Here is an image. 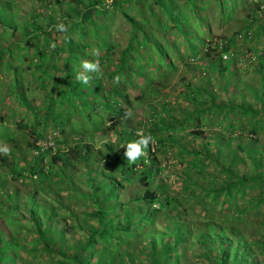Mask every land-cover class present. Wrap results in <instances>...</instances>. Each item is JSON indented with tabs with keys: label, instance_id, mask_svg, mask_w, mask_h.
<instances>
[{
	"label": "trees",
	"instance_id": "1",
	"mask_svg": "<svg viewBox=\"0 0 264 264\" xmlns=\"http://www.w3.org/2000/svg\"><path fill=\"white\" fill-rule=\"evenodd\" d=\"M129 1L117 0L110 5L113 8ZM215 1L219 5L220 12L223 13V7L228 6L230 13L235 0ZM238 1L242 4L246 2V0ZM66 2L67 0H53V4L58 5L56 14L51 12L42 16L30 10L32 12L22 21H15L10 2L0 0V26L8 28L10 31L7 35L11 37L9 42L0 46V64L9 68L12 75L9 93L14 94L18 102L25 105L35 116L34 124L30 127L35 136L34 143L44 136L43 131L39 132L36 127L38 109L34 110L29 103L23 102L24 98L19 93L16 80L15 66L18 65L12 63L13 58L19 56L21 41L33 43L28 53V61L33 59L32 65L35 66V63L41 62L40 66L35 67L33 74L31 73L34 79L31 83L40 88H47L48 96L44 104L43 117L50 120L56 131L58 129L64 133L63 117L69 107L81 112L100 109L109 120L107 129H111L119 127L113 117H124L131 107L130 92L124 88L128 86L131 92L136 89V82L131 76L135 75L133 74L135 60H140L137 53L144 50L148 51L149 55V51L152 50L155 64L163 67V76H166L174 65L172 55L180 56L176 51L178 46L176 39L181 38L184 32L179 24V20L186 16L183 11L196 2L201 4L200 0H151L157 6L156 13L154 14L155 9H152L150 4H146L145 12L148 16L142 14L139 19L131 18L121 11L133 26L132 33L119 54L114 57L113 68L105 71L104 68L110 60L109 55L113 52L116 42L104 39L105 36L96 32V28L100 26L97 23L100 24L102 20L107 23L106 11L110 9H107L108 6L103 0H74L72 4L68 3L69 6L65 4ZM194 12L198 15L196 9ZM255 12H257L256 8L252 10L250 17H255ZM149 16L151 18H148ZM61 23L68 31H60L61 38L55 41L53 33L55 34V31L59 33L56 25ZM260 24L264 25V22ZM107 29L108 27L106 32ZM245 29L247 26L244 27ZM155 31L160 33L159 37ZM142 34L146 40L145 45L139 43ZM53 44L55 48L51 47ZM232 44L231 36L220 46L217 42L204 40L200 48L202 55L198 56L196 43L187 48L188 56L196 59L204 58L199 65L211 73L223 75L226 72L227 74L231 61L237 55ZM99 46L103 47L102 54L92 55ZM171 47L173 49H170ZM131 51H135L136 55L131 56ZM221 53H226L227 58H222ZM248 58L251 62L257 60V68H255L258 71L260 84L256 97L261 108L254 110L243 102L234 105L230 101H225V105L209 106L206 104V99L202 98V92L206 93L205 88L200 84L194 86L188 82L182 88L185 100L191 103L199 102L196 108L186 112L179 122L187 118L198 121L199 114L210 110L209 107L217 108L218 112L226 109L227 113L249 115L250 118L258 116L259 112L264 113V56L249 55ZM2 59H4L3 63ZM77 59L79 63L76 66ZM55 60L61 61L60 68L54 63ZM82 61L98 62L101 69L100 73H85L89 77L88 83L78 79L80 73L76 70L77 68L84 70L81 67ZM141 62L144 64L143 61ZM42 63L51 65L53 77L49 82H45L41 75ZM144 67L147 68L146 65ZM146 68L143 75L139 73L137 77L145 82V86L148 85L147 92L152 94L156 91V87L150 85L149 81L147 84L146 82L149 78L155 79V74L153 76V71H148ZM56 75L59 77H55ZM117 75L121 77L118 84L113 79ZM207 96L214 98L211 94ZM120 102H123V107ZM55 104L58 110H55ZM167 110L169 109L166 106L157 109L150 107L149 115L152 121L142 135H153L161 131L163 126L160 125L166 122L164 117L166 115L161 117L160 112ZM165 124L173 128L176 122L172 119L170 123ZM247 131L256 134L255 128H249ZM62 133L58 139L54 138L56 149L51 155L48 154L47 160L44 153L34 144L31 147L35 152L30 154L28 160L20 156L17 154L16 142L13 139L9 140L10 159L5 153L0 152V166L4 170L3 175H0V184L8 176L21 182L29 179L32 185V191L28 193L25 201L21 199L16 189H12L11 193L6 192L0 201V264H193L191 259L186 257L188 246H194L199 251L196 257L202 260L203 264H264V233L259 231L251 240L235 226L240 217L250 209L264 212V145L257 143L254 137L248 136L243 141L238 140L233 146H229L231 139L225 138L213 143L215 146L212 149L210 143L205 140L196 146L179 145L183 148L179 152L181 154L184 152L189 157L187 162L189 168L195 174L203 175V179L199 181L197 178H191L188 172H183L184 179L188 182H185V188L191 189V185H194L197 189L193 197L196 199L208 195L206 207L216 203L217 196L221 197L220 203L236 202L234 213L229 212L227 216L224 215L229 220L225 225L205 222L201 224V228L196 226L191 229L182 218L183 211L179 208L175 196H158L154 188L146 187L145 181L152 173L150 166H154L156 162L151 145L146 149L150 166H147L143 172L134 168L136 162L130 163L124 156L127 144L140 139L141 135H136L132 130L123 127L121 130H116V138L112 143L107 141L102 144L103 148L99 149L81 142L80 137L69 143ZM199 133L198 130L190 131V134L195 136ZM169 138L176 142L177 138L173 137L172 132ZM161 141L158 140L159 143ZM180 141L182 142V138L178 142ZM154 143L156 148L160 146L159 143L157 144V139ZM58 162L60 166L52 168ZM74 162L85 166V171L77 180L70 174L62 175L65 166H73ZM103 162L111 163L108 164L110 170L104 172L95 168L96 164ZM207 165L211 166L210 170L206 169L207 172L201 170L202 167L207 168ZM44 166L48 169L44 170ZM51 174L61 175L63 187L72 188L71 190L86 199L89 210L82 211V218H78L62 201H59L60 195L51 197L50 200L42 198L43 196L38 197L37 193H40L38 191L47 188L46 186L43 190L40 181L52 180ZM132 181L144 183L143 191L138 195L130 194L123 199L118 198L124 183ZM58 182L60 183V180ZM80 184L83 185L84 190L76 188ZM153 204H156V207ZM59 209L65 211L73 224H67L64 220L61 223V217L63 219L66 217L65 214L61 217L58 215ZM156 213L162 217L159 227L152 223L151 216ZM10 215L19 216V219L24 218L27 221V225L29 224L26 227L27 233L35 234L34 245L21 244V239L11 229L16 223L10 221ZM74 224L80 229L81 235L74 238L66 237V233L73 229ZM257 235H260V238H255ZM253 243L256 245L253 246ZM24 250L27 254L29 252L30 256L33 251L37 255L36 261H30L28 255H22L21 251ZM44 256H52L53 261L45 263L43 259H39Z\"/></svg>",
	"mask_w": 264,
	"mask_h": 264
},
{
	"label": "rangeland",
	"instance_id": "2",
	"mask_svg": "<svg viewBox=\"0 0 264 264\" xmlns=\"http://www.w3.org/2000/svg\"><path fill=\"white\" fill-rule=\"evenodd\" d=\"M2 1L10 2L12 5L14 10L13 18L15 21H22L32 11L40 13L42 16L51 14V12L56 14V9L58 7V5L55 6V4H53V0ZM73 1L74 0H67L65 4L69 6ZM114 1L116 2L117 0H111V3H109V0H103L104 4L108 6L107 9H110V11H106L107 23L105 24L104 20H102L100 24L99 22L97 23L100 26L96 28V32L105 36L104 39L108 41L113 40L114 43L116 42L113 52L109 55L110 60L104 68L105 71L113 68L115 63L114 57L119 54L123 45L127 42L129 35L132 33L131 29L133 26L122 12L131 18L139 19L142 14H145V17L148 16L145 12L147 9L146 4H150L152 9H155L154 14L157 10V6L154 5L151 0H139L136 2L130 0L129 2H122V4L112 8L110 4H113ZM200 2L201 4L196 2L183 11L186 13V16L181 21L179 20V24L184 32L181 38L178 37V39H176L178 45L176 51L180 56L176 57L174 54L172 55L174 65L166 76H163V67L155 64V56L152 50L149 51V55L148 51L144 50L137 53V57L139 56L140 60H135V70L133 72L135 75L131 76V79L136 82V89L131 92L127 85V87L124 88L126 91L130 92L129 100L131 107L124 117H113L115 122L119 125V127H114L115 130L114 128L107 129L109 120L100 109H89V111L81 112L73 107H69L65 117H63L64 123L62 127L64 133L58 129L56 131L50 120L45 116L43 117V112L45 111L44 104L47 102L48 96L47 88H40L38 85L31 83V81L33 82L34 80L32 75L33 70L35 67L37 68V66H40L41 62H39V64L35 63V66L32 65L34 63L33 59L28 61V53L33 43L30 41L27 43L21 41V48L18 52L19 56L13 58L12 62L18 65L15 66V70L17 72L16 80L20 90L19 93L24 98L23 102L29 103L34 110L38 109V126L36 127H38L39 132L41 130L43 131L44 136L37 139L34 143L35 136L31 132L30 127L34 124L35 116L25 105L18 102L14 94L9 93L12 85V75L9 72V68L4 64H0V97H3V99L1 98L2 100L0 99V152L5 153L3 149H8L11 145L9 140L13 139L16 142L17 154L20 156H24L28 160L30 154L35 152L31 147L34 144L44 153L45 160H47L48 156L56 149V141H54V138L56 137L55 139H58L61 137V133L68 139L69 143H72L73 140L76 141L77 137H80L81 142L90 144L93 148L102 149V144L107 141L112 143L116 138V130H121L123 127L132 130L136 135L145 134V129L149 126V122L152 121L151 115H149L150 107L157 109L166 106L169 110L160 112V116L163 117V115H166L164 116L166 118H164L166 121L165 123H170L173 119L176 124H173V128H171L168 124L161 123L162 125L160 126H163L162 130L151 135L153 140L150 142V145L152 149H154L153 155L156 161L154 166L149 165L147 159L148 155H146L136 161L134 168L139 172H143L147 166H150L152 173L148 175L145 181L147 182L146 187L154 188L158 196H175L179 208L183 211L182 218L187 222L189 228L192 229L196 226L201 228V224L205 222L209 224L216 223L218 225H225L227 223L226 221L229 220L225 218L224 215L227 216L229 212H231L230 214L234 213L236 202L228 201L220 203L221 197L217 196L216 203L206 207L205 203L209 198L208 195L195 199L193 195L196 193L197 189L194 185H191V189L185 188V182L187 181L184 179L183 172H188L191 178H197L199 181L203 179V175L195 174V172L189 168L187 165L189 157L185 155L184 152L182 153L184 155L179 152L183 150L179 145L196 146L199 142L205 140L210 143V148L212 149L215 146L213 143H217L219 140L229 138L231 139L229 141V146H233L236 141H243L248 136L254 137L258 141L257 143L264 145V113L259 112L258 116L250 118L249 115L227 113L226 109L218 112L217 108L209 107L210 110L202 111L199 114L198 121H194L195 119L193 118H187L179 122L186 112H189L192 108H196L199 102L191 103L185 100L182 88L184 84L188 82L194 86L200 84V86L205 88L207 94H211L214 97L211 98L207 96L206 93L202 92V98L206 99V104H209V106L225 105V101H230L234 103V105L238 102H243L244 105L247 104L254 110L261 108L260 102L256 97L260 84L258 71L256 69L257 60L255 59L256 63L253 61L251 62L248 56H264V25L260 24V22H264V0H246L243 4L235 0L234 4L231 6L230 13L228 11V6L223 7V13L220 12L218 9L219 5L215 0H200ZM255 8L257 9L254 15L255 17H250V13L252 10L254 11ZM195 9L198 11V15L194 12ZM187 12H190V14ZM148 18L151 17L149 16ZM246 26L247 29L244 30ZM106 27H108L107 32ZM58 31L59 33L56 31L55 34L53 33V36H55L54 39H56L55 41L61 38L60 30ZM8 32V28L0 26V46L9 42L11 37L7 35ZM155 32L159 37L160 33L158 31ZM135 34L137 35V33ZM169 34L171 35V33ZM229 36L233 37L232 47L236 50L237 55L231 61L228 69L229 73L227 74L226 72L223 73V75L211 73L203 67L201 68L199 65L200 62H203L204 58L202 59L199 57L196 59L188 56L189 50L187 48L190 47V45L197 43V54L199 56L202 55V49L200 50V48L204 40L217 42L220 46ZM145 41L142 34L139 43L145 45ZM170 49L173 48L171 47ZM97 50V55H100L103 52V47L99 46ZM130 54L134 56L136 52L131 51ZM4 59H2V63ZM75 61H77V66L79 59ZM141 61H143L144 64H141ZM54 63L57 67H61V61L55 60ZM83 63L82 61L81 67ZM144 65H146L147 68L144 67ZM42 66L43 71L41 75L43 80L49 82L53 77L51 65H43L42 63ZM144 68L148 71H153V76L155 74V79L149 78L146 82L147 84L149 81L150 85L156 87V91L152 92V94L147 92L149 90L147 88L148 85L145 86V82L137 77L139 73L143 75ZM76 71H79V73L84 72V70H80L79 68H77ZM55 77H59V75ZM107 82L109 83V81ZM212 102H214V104H211ZM120 104L123 107V102H120ZM54 108L55 110L58 108L56 104ZM129 113L130 115H128ZM24 119H26V121ZM154 119L157 123V116H155ZM231 127L234 128L231 129ZM249 128H255L256 134L248 133L247 130ZM191 130H198L200 133L196 136L191 135ZM171 132L173 137L177 138L176 142L171 141L169 138ZM180 138H182V142H178ZM156 139L157 144L159 143L158 140L163 141L159 143L160 146L157 148L156 143H154ZM6 155L8 159H10L9 153ZM108 164L111 163H98L95 165V168L105 172L106 170H110ZM46 166L48 165L46 164ZM46 166H44V170L48 169ZM57 166H60V162L56 163L52 168L55 169ZM207 166V168L202 167L201 170L204 172L210 170L211 166ZM111 170L114 169L111 168ZM3 171L4 170L0 166V175H3ZM84 171V165L74 162L73 166H65L62 175L70 174L72 178L77 180ZM58 176L51 174L50 179L52 180L45 179V181H40V184L43 185V190L46 186L47 188L44 191H38L40 192L37 193L38 197L43 196L42 198L50 200L51 197L60 195L58 198L59 201H62L78 218H82V211L89 210L86 199L71 190L72 188L63 187V181H61L62 176ZM58 180H60V183ZM201 182L204 181L201 180ZM76 184H78L77 181ZM143 185L144 183L139 181L125 182L122 190L119 192L118 198L123 199L130 194H140L144 189ZM76 188L84 190L82 184L78 185ZM12 189H16L21 199L25 201L28 193L32 191V185L29 179L21 182L18 179H11L7 176L0 184V201L4 198L5 193H11ZM153 206L156 207V204H153ZM259 211L260 210L257 209H250L246 214H243L235 224L236 229L246 234L248 239L253 240L254 234H257L259 231L264 233V212L261 213ZM57 212L60 217L65 214V211L61 209ZM18 217L19 216L10 215V221L16 223V225L11 228L12 231L21 239V244L23 246L34 245L36 243V241H33L35 234L31 232L27 233L28 230L26 227L29 226V224L27 225V221L24 220V218L19 219ZM65 217L66 219L61 217V223L62 220H64L67 224H73L70 217H67L66 214ZM151 217L152 223L156 227H159L162 221L161 215L156 213ZM68 231L66 237L69 238L81 235L80 229L76 224H74L73 229ZM255 238H260V235H257ZM255 245L256 243H253V246ZM198 252L199 251L194 246H188L186 248V257L190 258L193 264H195L194 262H196V264H203V261L198 260L196 257L198 256ZM21 254L28 255L30 261H36L35 257L37 255H35L33 251L31 252V256L29 252L27 254L25 250L21 251ZM39 259H43L45 263L53 261L52 256H44Z\"/></svg>",
	"mask_w": 264,
	"mask_h": 264
},
{
	"label": "clouds",
	"instance_id": "3",
	"mask_svg": "<svg viewBox=\"0 0 264 264\" xmlns=\"http://www.w3.org/2000/svg\"><path fill=\"white\" fill-rule=\"evenodd\" d=\"M109 3H111V0H109ZM56 27L62 32L68 31L67 27L63 23L56 25ZM51 47L55 48V44L51 45ZM97 53H98V50L94 51L92 53V55H96ZM82 67L84 69V72H82L78 75V79L82 80L84 83H88V80H89V77L85 73H87V72L100 73L101 72V69H100L98 62L85 61L82 65ZM113 79H114V82L117 84L120 83V81H121V77L118 75L115 76ZM128 115H130V113ZM152 140H153V137L150 134L149 135H141L140 139H138L136 141H132V142L127 144V146L125 148L124 156L126 157V159L130 163H135L142 156L147 155V152L145 150L149 147L150 142ZM3 151L5 152V154H7L9 150L7 148H5V149H3Z\"/></svg>",
	"mask_w": 264,
	"mask_h": 264
},
{
	"label": "built area",
	"instance_id": "4",
	"mask_svg": "<svg viewBox=\"0 0 264 264\" xmlns=\"http://www.w3.org/2000/svg\"><path fill=\"white\" fill-rule=\"evenodd\" d=\"M220 55H221L222 58H227L226 53H221Z\"/></svg>",
	"mask_w": 264,
	"mask_h": 264
}]
</instances>
